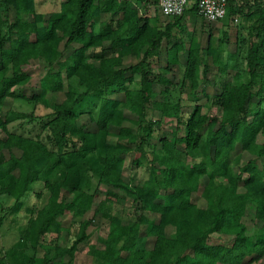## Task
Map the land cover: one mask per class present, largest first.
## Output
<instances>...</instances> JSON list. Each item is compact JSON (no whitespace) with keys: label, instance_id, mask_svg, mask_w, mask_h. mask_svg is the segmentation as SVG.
<instances>
[{"label":"trees","instance_id":"16d2710c","mask_svg":"<svg viewBox=\"0 0 264 264\" xmlns=\"http://www.w3.org/2000/svg\"><path fill=\"white\" fill-rule=\"evenodd\" d=\"M135 1L141 0H61L58 10L44 15L34 0H0V105L6 98H22L50 108L40 116L22 113L28 123H39L34 135L31 128L27 135L10 130L0 114V195L14 200L10 213L21 209L47 167L61 172L43 181L45 202L26 208L29 217L8 251L10 259L0 256V264H75L73 255L92 222L82 217L91 209L108 221L103 246H89L97 264L264 260V0H227L226 14L248 16L252 23L246 69L225 77L211 97L202 90V102L196 89L208 83L204 55L220 73H227L226 63L211 35L203 50L170 40L184 14L197 13L196 2L160 29ZM243 4L249 6L245 13ZM102 14L109 17L101 19ZM174 50L175 59L186 51L181 78L175 80L169 68L152 73L151 61L164 53L168 62ZM125 59L132 62L125 65ZM34 60L42 61L45 72L39 89L26 94L22 88ZM135 76L140 86L130 89ZM73 77L82 87L79 92L68 82ZM184 94L189 103L184 105L191 108L186 116ZM84 98L99 99L97 116L88 113V122H79L76 106ZM212 104L219 115L208 112ZM154 110L160 118H153ZM173 119L174 128L155 134ZM130 152L131 165L147 171L140 184L124 175ZM198 152L200 157L193 156ZM241 152L252 157L241 163ZM122 198L130 200L135 220L123 223L112 213L109 203ZM249 211L251 231L243 221ZM213 234L229 240L209 243Z\"/></svg>","mask_w":264,"mask_h":264},{"label":"rangeland","instance_id":"374dc122","mask_svg":"<svg viewBox=\"0 0 264 264\" xmlns=\"http://www.w3.org/2000/svg\"><path fill=\"white\" fill-rule=\"evenodd\" d=\"M110 0H101V3L107 4ZM197 0H189V5L191 6L194 4ZM36 11L40 12L44 15H48L49 13L58 10L61 0H34ZM138 5H140L139 9L141 12L145 13L149 16L150 23L154 24L155 26L159 27L160 29H164L165 25L167 23H170L174 21L173 17H166L161 14L159 11L158 3L153 2L151 0H148L147 5L145 4V0L141 1H135ZM12 14V13H11ZM231 16V14H229ZM108 14H102L101 19L108 18ZM12 18V15H11ZM237 22L233 21V18L231 19L233 22L231 25H243V18L241 16L237 17ZM242 27V26H241ZM98 29V22L96 23L95 30ZM221 24L218 23H207V21H204L197 13L189 12L187 11L181 22L176 24L172 28V36L170 40H175L177 43H184L186 44H193L198 45L202 50L205 49V47L208 44L209 36L211 35V44L216 47L219 51V56L221 61L225 62L227 65V73H220L215 65L211 64V58L209 55H204V60L206 61L207 65H209L208 73L206 74L208 83L206 86L202 87L199 86L196 91L197 95L200 98L199 102L204 101V97H202V90L204 93L208 94L210 97L213 96L215 93L219 91V88L221 87V84L225 77H232L233 74L237 71L242 72L246 69V52H247V45L246 43H236L233 44L228 42V38L226 39L224 36L221 35ZM247 35V34H246ZM164 45L169 46L168 41L163 42ZM186 51L182 50L176 54V59L173 55H175V50L170 51V54H168L169 61L167 62L166 55L163 53L159 60L155 62L156 60H152V66H149V69L152 73H158V72H167L166 69L169 68L171 72H174L175 80L181 78L182 74V67H183V53ZM234 53L236 56L235 58H231L228 55ZM132 62L130 59H125L124 64L129 65ZM168 65V67H166ZM44 67L42 61H31V64L28 68V73L30 75L29 81L23 86L22 90L25 91L26 94H31L34 91H37L39 88V81L40 78L44 74ZM67 82V81H66ZM75 89L76 92H79L82 90V87L77 83V80L75 77L72 79H69L68 81ZM140 81L139 76H135V80H133L132 83L128 84V87L130 89H136L139 88ZM186 90L188 88L186 87ZM48 95V94H47ZM122 93H119L117 96L121 97ZM60 99V98H59ZM182 114L186 116L191 108L190 106H186L189 103H187L186 95L184 94L182 99ZM184 103L186 105H184ZM99 106V99L98 98H84L82 101H80L76 106V111L79 113V122L85 121L88 122L89 116L88 113L92 114L93 116H97ZM186 106V107H185ZM256 106V105H255ZM210 114L213 115H219L221 110L218 106L215 104L210 105V107L207 109ZM33 112L35 115H45L50 111V108L44 107L42 104H35L30 101H26L22 98H6L4 103L0 105V114L7 118L8 128L13 131L21 132L23 134H28V129H32L31 135H34L39 131V123L38 122H32L28 123L26 119L21 117L22 113H28ZM153 118H160V112L158 110H154L152 112ZM171 121V122H170ZM167 123L162 124L159 126L155 134H166L169 132L171 128H174L176 123L173 119L170 120ZM182 133V129L179 130L178 134ZM45 134V132H44ZM0 135H4L2 132H0ZM157 137L152 138L149 143L153 144ZM147 150L149 148L147 147ZM240 154V153H239ZM193 156L200 157L199 152L193 153ZM126 162H125V171L124 175L131 178L133 180L134 184H140L147 176V171L145 167H134L131 165L133 153H128L126 156ZM249 154L246 152H241L240 160L241 163H244L246 160L251 158ZM188 159V158H187ZM194 158L189 157L188 160H193ZM198 160L200 158H197ZM195 160V159H194ZM61 174L60 170H56L54 168L47 167L45 174L43 178L40 180V182L36 183V185L33 188V191L30 192L23 201V206L21 209L16 213H10V207L13 205L14 200L6 195H0V216L3 217V222L0 227V256H5L7 259H10L9 256V250L12 247L14 243L17 242V240L20 237V232L23 229V227L26 224L27 218L29 217V211L26 210L27 207L36 209L43 205L45 202V192L46 190L43 188V181L45 179H52L54 176H58ZM37 193L40 194V196H36ZM99 201V199H95V203ZM109 207L112 209V213L115 216H118L121 218L123 223H127L129 221H133L136 219V212L131 207L130 200L128 198H122L117 203H109ZM94 208V207H93ZM148 217H155L154 214L150 212H143ZM252 212L249 211L245 214L243 217V221L248 227L249 231H251L252 227ZM70 216L67 215L64 217L65 225H68ZM82 219H91L92 222L87 228L88 238L79 244V248L77 251H75L73 255V262L75 264H97L98 260L94 257H92L89 254V246L94 245L97 247H102L104 239L107 234V226L108 221L101 217L100 215H94L93 209L87 211ZM73 223L70 226V234L69 237L71 239L75 236V229L76 225L72 226ZM52 236H48L47 240L51 239ZM229 240V237L227 235L222 234H213L211 235L207 241L209 243H220V242H227ZM14 250H19V248L15 247ZM27 252V250H26ZM28 255H32L33 251L31 249H28ZM251 264H264V260L261 262H255Z\"/></svg>","mask_w":264,"mask_h":264},{"label":"built area","instance_id":"2783aa9c","mask_svg":"<svg viewBox=\"0 0 264 264\" xmlns=\"http://www.w3.org/2000/svg\"><path fill=\"white\" fill-rule=\"evenodd\" d=\"M188 3V0H158V7L163 16L175 17L185 11ZM226 5L227 0H197L196 11L207 22H217L225 17Z\"/></svg>","mask_w":264,"mask_h":264},{"label":"crops","instance_id":"0c3cea01","mask_svg":"<svg viewBox=\"0 0 264 264\" xmlns=\"http://www.w3.org/2000/svg\"><path fill=\"white\" fill-rule=\"evenodd\" d=\"M233 4H240L244 3L245 0H231ZM242 6V5H241ZM249 6L243 4V12L245 13L248 10ZM237 17L234 14H226L225 17L217 22L220 23L222 26L221 35L224 36L226 39L228 38V42L233 44L236 43H248L251 41L250 36L248 35V30L251 27V20L248 16L242 17L243 18V25H231L233 21L237 22ZM233 18V21L231 20ZM152 24V23H151ZM242 26V27H241ZM247 34V35H246Z\"/></svg>","mask_w":264,"mask_h":264}]
</instances>
